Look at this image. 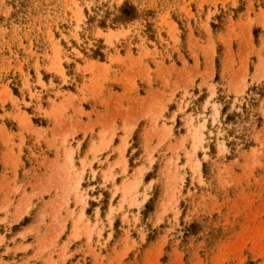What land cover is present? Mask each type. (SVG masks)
<instances>
[{"label":"rangeland","instance_id":"374dc122","mask_svg":"<svg viewBox=\"0 0 264 264\" xmlns=\"http://www.w3.org/2000/svg\"><path fill=\"white\" fill-rule=\"evenodd\" d=\"M0 264H264V0H0Z\"/></svg>","mask_w":264,"mask_h":264}]
</instances>
